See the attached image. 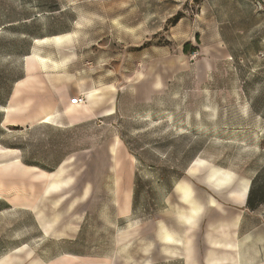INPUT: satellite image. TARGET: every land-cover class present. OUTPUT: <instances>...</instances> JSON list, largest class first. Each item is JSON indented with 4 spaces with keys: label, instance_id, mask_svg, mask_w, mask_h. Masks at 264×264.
I'll return each mask as SVG.
<instances>
[{
    "label": "rangeland",
    "instance_id": "obj_1",
    "mask_svg": "<svg viewBox=\"0 0 264 264\" xmlns=\"http://www.w3.org/2000/svg\"><path fill=\"white\" fill-rule=\"evenodd\" d=\"M55 36L59 40L51 39ZM61 59L65 70L103 83L108 97L112 87L122 93L121 111L90 126L88 153L68 164L74 185L57 199L64 193L73 218L110 222L116 216L117 138L122 154L137 157L144 197L163 204L165 212L175 203L172 187L188 163L183 151L193 148L229 166L264 162V0H0V105L24 72L58 69ZM145 94L163 111L134 112L142 104L134 96ZM11 107L5 109V123L11 121ZM3 111L0 107L4 151L18 142L22 146L24 137L2 125ZM48 136L63 139L66 151L75 149L70 134ZM3 151L0 161H10ZM96 224L89 235L67 242L68 249L128 264V250L112 245L119 228L113 232L111 225ZM99 243L105 246L98 249Z\"/></svg>",
    "mask_w": 264,
    "mask_h": 264
},
{
    "label": "crops",
    "instance_id": "obj_2",
    "mask_svg": "<svg viewBox=\"0 0 264 264\" xmlns=\"http://www.w3.org/2000/svg\"><path fill=\"white\" fill-rule=\"evenodd\" d=\"M66 67L24 72L5 105H0L2 125L24 137L22 146L18 142L15 148L4 147L8 159L17 158L21 164L0 170V264H111L108 259L79 256L66 246L89 235L96 223L111 225L113 232L119 228L112 245L115 250H128V264H264V162L229 166L193 148L183 151L188 163L172 187L175 203L165 212L163 204L155 199L149 203L144 197L137 157L122 154V141L117 138L112 148L116 216L110 222H101L100 217L73 218L71 206L62 201L64 193L57 199L58 193L74 185L68 164L88 153V128L121 111L122 93L112 87L108 97L98 79ZM134 98L142 103L134 112L163 111L152 106L151 94ZM9 106H13L11 121L5 123ZM50 114L51 120L43 122ZM190 122L194 128L195 120ZM49 132L74 136L75 149L66 151L63 139H51ZM199 159L208 165L192 170ZM212 167L234 177L220 185L217 180L222 175L214 176ZM12 177L15 182L9 180ZM89 189V183L83 185L84 198ZM144 212L145 216L139 215ZM122 225L129 227L120 230ZM104 246L97 244L98 249ZM66 256L78 260L67 263Z\"/></svg>",
    "mask_w": 264,
    "mask_h": 264
},
{
    "label": "bare ground",
    "instance_id": "obj_3",
    "mask_svg": "<svg viewBox=\"0 0 264 264\" xmlns=\"http://www.w3.org/2000/svg\"><path fill=\"white\" fill-rule=\"evenodd\" d=\"M59 36H55V37H53V38H51L52 40H55V39H58L59 40ZM34 54H35V52H34ZM34 56H36L37 58H40L41 60H45L46 59V57H43V56H41V55H39L38 53L37 54H35ZM57 62V61H56ZM59 62V61H58ZM62 62H63V60L61 59L60 60V64L62 65ZM91 96H93V94H91ZM9 111H12L13 110V107H11L10 109H8ZM7 113V112H6ZM51 116H52V114H50V115H47L44 119H43V122H49L51 119ZM119 146H120V148H121V146H122V144L120 143L119 144ZM117 147V146H116ZM3 151V149H1L0 148V152H2ZM5 151V150H4ZM3 151V152H4ZM17 159V158H16ZM16 159H14V160H10V161H0V168L1 167H3V166H6V165H10V164H15V165H19V164H21V162L19 161V160H16ZM116 164H117V166L120 164V162L118 161V162H116ZM205 166V165H208V164H206V162L205 161H203V160H201V159H199L197 162H196V166L195 167H193V169L192 170H195V169H197V166ZM216 166V165H215ZM206 168V167H205ZM212 171H213V173H214V176H217V175H222V177L220 178H218V180H217V183H219L220 185L221 184H224V183H226V182H229V180H231L233 177H234V175H233V173L232 172H230V171H226V170H223L222 168H219V167H212ZM190 172V171H189ZM192 172V171H191ZM193 174H195V173H193ZM225 176V177H224ZM225 178V179H224ZM119 180V179H118ZM235 180V179H234ZM248 183V182H247ZM244 185V184H243ZM246 188V187H245ZM127 205L128 204H126V207H127ZM127 209V208H126ZM66 258H70V259H75V260H78V258H75V257H70V256H66Z\"/></svg>",
    "mask_w": 264,
    "mask_h": 264
}]
</instances>
